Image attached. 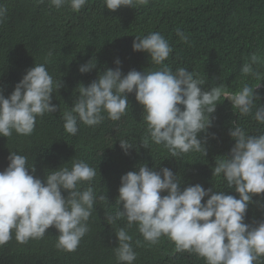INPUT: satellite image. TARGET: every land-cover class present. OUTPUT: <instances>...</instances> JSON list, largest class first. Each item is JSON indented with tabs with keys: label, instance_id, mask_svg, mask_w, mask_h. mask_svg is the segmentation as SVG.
<instances>
[{
	"label": "trees",
	"instance_id": "trees-1",
	"mask_svg": "<svg viewBox=\"0 0 264 264\" xmlns=\"http://www.w3.org/2000/svg\"><path fill=\"white\" fill-rule=\"evenodd\" d=\"M0 6L7 9L0 21V89L5 97L36 64H45L53 80H61L63 85L53 92L52 103L58 105L57 111L37 117L30 136L14 132L11 137H0V171L7 166L9 152L26 156L28 165L34 166L35 175L41 179L49 170L70 168L75 161L97 169L90 184L78 185L80 190L91 186L96 200L87 221L89 230L75 251L57 249L58 233L50 227L43 238L25 244L18 243L13 234V239L0 246V264H120L114 253L118 228H126L133 237V264H206L195 253L176 252L174 242L166 236L149 244L135 224L129 228L127 221L120 219L110 225L107 216L119 208L116 198L120 177L140 164L157 171L162 167L171 169L181 178L182 188L201 184L214 192L238 195L227 188L222 174L217 177L212 169L234 144L228 135L233 121L247 135L264 134V124L253 118L256 107L251 114L240 116L222 96L212 114V126L198 134V138L206 139V156L191 151L171 157L162 144L153 143L142 107L133 94H128L129 108L119 121L107 119L105 113L104 121L97 126L79 123L74 136L64 130L62 117L77 98L79 84L87 86L105 68H115L117 58L124 74L132 69L159 70L160 66L154 65L146 53L131 48L135 36L151 32H159L172 47L164 63L173 71L181 67L191 71L194 78L204 82V90L222 87L235 93L245 85L253 87L260 97L255 105L264 104V0H148L147 4L114 12L105 8L103 0H87L78 12L68 4L57 9L50 0H0ZM177 29L189 36V42L176 35ZM253 54L259 57L253 65L256 75H242V65ZM89 60L96 67L89 73H79L78 67ZM211 134H215L214 139ZM119 140H127L134 149L125 155ZM253 201L245 223L264 219V193L253 196Z\"/></svg>",
	"mask_w": 264,
	"mask_h": 264
},
{
	"label": "clouds",
	"instance_id": "clouds-1",
	"mask_svg": "<svg viewBox=\"0 0 264 264\" xmlns=\"http://www.w3.org/2000/svg\"><path fill=\"white\" fill-rule=\"evenodd\" d=\"M50 3L57 9L68 4L72 11L78 12L87 0H50ZM103 3L114 12L122 7L147 4L148 0H103ZM6 12L0 6V21ZM176 35L189 42V36L182 30L177 29ZM131 48L146 53L160 69L148 72L132 69L124 74L117 58L115 68H105L87 86L79 84L77 98L62 117L68 134L76 135L79 123L101 124L105 113L107 119L119 121L129 108L128 94H133L142 107L151 141L162 144L171 157L191 151L207 155L206 139L198 138V134L206 133L212 126V114L222 96L240 116L251 114L256 107L253 118L264 124V104L255 105L260 97L253 87L245 85L235 93L222 87L204 90V82L194 78L191 71L183 67L173 71L164 63L173 49L159 32L135 36ZM258 61L259 57L253 54L242 65V75H256L253 65ZM95 67L96 63L89 60L78 71L85 74ZM62 86L61 80H53L45 64H36L26 70L7 97L0 89V137H11L14 132L30 136L37 117L57 111L58 105L52 103L53 92ZM232 124L228 135L234 144L217 161L212 174L217 177L222 174L227 188L238 195L214 192L201 184L182 188L181 178L171 169L162 167L157 171L140 164L138 169L120 177L116 198L119 208L114 215L107 216L108 224L125 219L127 227L135 224L149 244H156L161 236H166L174 242L176 252L195 253L206 264H264V219L245 223L248 207L255 203L253 196L264 193V134L247 135L238 123ZM211 136L215 138V134ZM146 144L147 140L143 146ZM119 147L125 155L134 149L127 140H119ZM6 159L7 166L0 171V246L13 239V234L20 244L41 239L52 227L58 233L55 247L75 251L89 230L87 221L96 200L91 186L80 190L78 185L90 184L97 169L84 161H75L70 168L49 170L41 179L35 175L34 166L28 165L26 156L9 152ZM115 238L117 261L133 264L136 259L133 237L126 228H118Z\"/></svg>",
	"mask_w": 264,
	"mask_h": 264
}]
</instances>
